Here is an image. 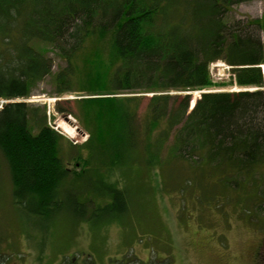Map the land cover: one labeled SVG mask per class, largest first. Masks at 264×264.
Listing matches in <instances>:
<instances>
[{"label": "trees", "instance_id": "1", "mask_svg": "<svg viewBox=\"0 0 264 264\" xmlns=\"http://www.w3.org/2000/svg\"><path fill=\"white\" fill-rule=\"evenodd\" d=\"M248 1L0 0V159L14 202L49 215L69 199L84 217L96 192L122 210L123 190L98 177L133 161H185L214 176L231 206L264 216V17L228 19ZM216 61L245 89L202 91L189 112L193 91L226 85L212 80ZM47 78L50 97L80 93L77 113L55 104L87 134L71 146L72 169L54 115L26 100Z\"/></svg>", "mask_w": 264, "mask_h": 264}, {"label": "rangeland", "instance_id": "2", "mask_svg": "<svg viewBox=\"0 0 264 264\" xmlns=\"http://www.w3.org/2000/svg\"><path fill=\"white\" fill-rule=\"evenodd\" d=\"M260 17H264V0L235 4L228 14L229 20ZM261 39L264 42L263 33ZM52 56L56 71L62 61ZM231 68L224 61L212 63V80L226 85L195 90L192 101L205 90L245 89L231 82ZM52 89L47 78L26 100L46 103L47 113L54 115L50 124L68 139L61 143L60 155L72 169L71 146L82 143L87 134L72 115L64 119L57 113L55 104L58 101L77 113L73 99L80 93L50 97ZM146 103L147 98H142L140 108ZM63 123L67 126L61 128ZM70 127L72 136L63 131ZM98 179L123 190L122 210L106 208L110 199L95 192L93 206L85 205L84 217L67 207L69 199L55 213L32 214L14 202L8 168L1 158L0 264H157L164 260L169 264H264V260L256 261V252L264 254V216L251 218L231 206L214 176H195L185 161L154 167L133 161Z\"/></svg>", "mask_w": 264, "mask_h": 264}, {"label": "bare ground", "instance_id": "3", "mask_svg": "<svg viewBox=\"0 0 264 264\" xmlns=\"http://www.w3.org/2000/svg\"><path fill=\"white\" fill-rule=\"evenodd\" d=\"M61 128H64V127H66L67 125L65 124V123H63L62 125H59ZM71 128V130H68V129H63V131H65L68 135H70V136H72L73 135V128L72 127H70Z\"/></svg>", "mask_w": 264, "mask_h": 264}, {"label": "flooded vegetation", "instance_id": "4", "mask_svg": "<svg viewBox=\"0 0 264 264\" xmlns=\"http://www.w3.org/2000/svg\"><path fill=\"white\" fill-rule=\"evenodd\" d=\"M260 252H258V253L256 252V261H258L259 259L262 261L264 260V254L260 253Z\"/></svg>", "mask_w": 264, "mask_h": 264}, {"label": "built area", "instance_id": "5", "mask_svg": "<svg viewBox=\"0 0 264 264\" xmlns=\"http://www.w3.org/2000/svg\"><path fill=\"white\" fill-rule=\"evenodd\" d=\"M261 67V71H262V74H263V78H264V64H261L259 65Z\"/></svg>", "mask_w": 264, "mask_h": 264}, {"label": "water", "instance_id": "6", "mask_svg": "<svg viewBox=\"0 0 264 264\" xmlns=\"http://www.w3.org/2000/svg\"><path fill=\"white\" fill-rule=\"evenodd\" d=\"M194 103H195V100H194L193 103L191 104V107H190V109H189V112H190V110L193 108ZM64 117H65L64 119H67L66 116H64Z\"/></svg>", "mask_w": 264, "mask_h": 264}]
</instances>
